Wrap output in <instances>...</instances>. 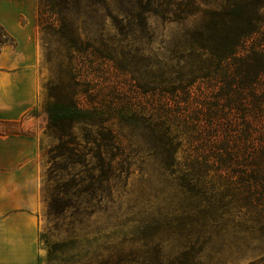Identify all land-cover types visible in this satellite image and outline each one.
I'll list each match as a JSON object with an SVG mask.
<instances>
[{
    "label": "trees",
    "instance_id": "1",
    "mask_svg": "<svg viewBox=\"0 0 264 264\" xmlns=\"http://www.w3.org/2000/svg\"><path fill=\"white\" fill-rule=\"evenodd\" d=\"M150 17L197 20L159 57ZM38 23L56 39L44 40L45 48L57 43L74 69L59 94L49 88L47 129L57 140L50 176L67 168L54 161L60 157L108 180L133 158L131 147L145 148L185 197L205 209L231 206L243 231L264 244V0H39ZM88 24L152 41L146 74L136 72L119 106L81 101L79 86L97 52L82 33ZM15 43L0 29V47Z\"/></svg>",
    "mask_w": 264,
    "mask_h": 264
},
{
    "label": "rangeland",
    "instance_id": "2",
    "mask_svg": "<svg viewBox=\"0 0 264 264\" xmlns=\"http://www.w3.org/2000/svg\"><path fill=\"white\" fill-rule=\"evenodd\" d=\"M38 2L0 0L3 18L33 32L36 41L37 106L20 121H0V133L23 132L38 142L37 264H264V244L255 241L258 234L243 231L244 223L231 206L205 209L197 198L185 197L172 173L145 148L131 147L133 158L121 161L108 180H93L90 165H72L60 157L54 161L67 168L50 176V150L57 140L47 129L49 88L59 94L61 86L72 82L74 69L72 59L60 55L57 43L45 48L44 40L56 39L38 23ZM196 20L176 25L150 17L156 55L168 54L173 39ZM3 27L7 30L0 22ZM82 33L97 48L79 86L86 90L82 103L97 105L103 98L104 103L119 106L124 94H130L136 72L146 74L152 41L137 39L129 30L122 35L95 24H88Z\"/></svg>",
    "mask_w": 264,
    "mask_h": 264
},
{
    "label": "crops",
    "instance_id": "3",
    "mask_svg": "<svg viewBox=\"0 0 264 264\" xmlns=\"http://www.w3.org/2000/svg\"><path fill=\"white\" fill-rule=\"evenodd\" d=\"M0 22L17 38L14 45L0 47V121L17 122L38 103L35 35L24 31L16 22L5 20L3 5ZM38 153V142L33 135L0 133V264H37Z\"/></svg>",
    "mask_w": 264,
    "mask_h": 264
}]
</instances>
